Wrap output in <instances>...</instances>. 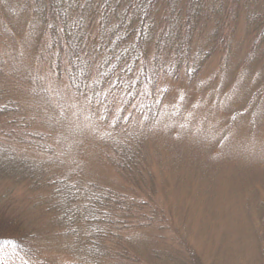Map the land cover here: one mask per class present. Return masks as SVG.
<instances>
[{"label":"trees","instance_id":"16d2710c","mask_svg":"<svg viewBox=\"0 0 264 264\" xmlns=\"http://www.w3.org/2000/svg\"><path fill=\"white\" fill-rule=\"evenodd\" d=\"M18 23L28 33L38 31L56 80L68 84L75 100L100 112L101 124L108 125L103 143L123 182L107 188L75 185L68 176L48 180L50 206H44L77 256L74 264H203L182 239L177 242L164 231L156 242L177 243L180 256L166 258L153 248L143 258L132 250V231L148 232L152 225L146 203L123 186L132 193L141 187L147 162L136 139L159 120L174 84L198 83L215 58L221 61L218 83L225 78L229 38L244 36L246 42L239 44L247 43L245 57L239 60L240 48L232 45V61L259 70L249 80L261 88L256 97L264 95V0H0L5 38L14 39L11 30ZM188 68L194 70L191 75ZM180 92L171 105L174 111L181 107ZM7 93L0 87V121L6 123L0 134V175L34 189L40 168L30 157H15L16 144L40 154L50 152V146L40 132L26 131L30 120ZM31 241L32 234L17 219L0 215V263L25 264L33 255Z\"/></svg>","mask_w":264,"mask_h":264},{"label":"rangeland","instance_id":"374dc122","mask_svg":"<svg viewBox=\"0 0 264 264\" xmlns=\"http://www.w3.org/2000/svg\"><path fill=\"white\" fill-rule=\"evenodd\" d=\"M27 29L13 25L14 39L0 31V87L30 120L26 131L40 132L50 152L25 151L16 144L14 156L30 157L40 168V182L33 189L0 175V215L17 219L32 234L34 251L25 264H74L77 256L44 206H50L48 180L68 176L75 185L107 188L123 182L103 143L108 125L101 124L100 112L75 100L68 84L56 80L42 38ZM241 40L246 42L244 36L227 40L222 82L221 61L215 58L198 83L174 84L159 120L136 139L147 171L141 187L123 190L146 203L152 226L131 233L132 238L136 233L132 250L143 258L153 248L166 258L182 254L177 243L156 242L164 231L168 238L182 239L203 264H264V95L256 97L261 88L249 80L259 70L232 61V45L240 48L239 60L245 57L247 43L241 48ZM179 92L181 107L174 111ZM5 124L0 121V134Z\"/></svg>","mask_w":264,"mask_h":264},{"label":"snow or ice","instance_id":"6c2138e0","mask_svg":"<svg viewBox=\"0 0 264 264\" xmlns=\"http://www.w3.org/2000/svg\"><path fill=\"white\" fill-rule=\"evenodd\" d=\"M194 70L191 68L185 69L187 75H191Z\"/></svg>","mask_w":264,"mask_h":264}]
</instances>
